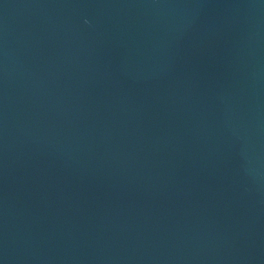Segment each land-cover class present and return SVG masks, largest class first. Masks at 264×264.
Masks as SVG:
<instances>
[{
	"label": "water",
	"instance_id": "water-1",
	"mask_svg": "<svg viewBox=\"0 0 264 264\" xmlns=\"http://www.w3.org/2000/svg\"><path fill=\"white\" fill-rule=\"evenodd\" d=\"M0 264H264V0H0Z\"/></svg>",
	"mask_w": 264,
	"mask_h": 264
}]
</instances>
